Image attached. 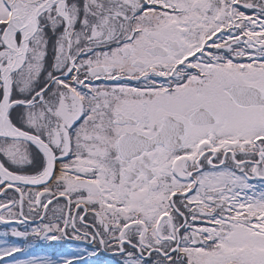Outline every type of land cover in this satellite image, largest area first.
I'll use <instances>...</instances> for the list:
<instances>
[{
  "label": "snow or ice",
  "instance_id": "obj_1",
  "mask_svg": "<svg viewBox=\"0 0 264 264\" xmlns=\"http://www.w3.org/2000/svg\"><path fill=\"white\" fill-rule=\"evenodd\" d=\"M0 197V264H264V0H0Z\"/></svg>",
  "mask_w": 264,
  "mask_h": 264
},
{
  "label": "rangeland",
  "instance_id": "obj_2",
  "mask_svg": "<svg viewBox=\"0 0 264 264\" xmlns=\"http://www.w3.org/2000/svg\"><path fill=\"white\" fill-rule=\"evenodd\" d=\"M0 199H3V197H0ZM21 229L23 230V227L21 226ZM8 230L3 224H0V232ZM57 242V243H53ZM75 251H81L80 247L73 244H67L64 245L58 241H41L38 242V246L31 251V255H47V256H53V258L60 257L62 254L67 255L68 253H74ZM46 253V254H45ZM21 259H27V256H21L18 257ZM100 258V257H99ZM94 261L90 262V264H108V262L112 259L111 256H105L102 260H96V257H94ZM91 261L90 259H88Z\"/></svg>",
  "mask_w": 264,
  "mask_h": 264
},
{
  "label": "flooded vegetation",
  "instance_id": "obj_3",
  "mask_svg": "<svg viewBox=\"0 0 264 264\" xmlns=\"http://www.w3.org/2000/svg\"><path fill=\"white\" fill-rule=\"evenodd\" d=\"M58 242L64 245L73 244L79 246L81 251H75V254L79 256L82 261H84V264H90V262H93L95 260L94 257H96V260H100V259L102 260L105 256H111L109 253H100L97 256L89 255V253L93 251L94 246L86 240H75L72 238H64L62 240H59ZM53 243H57V242H53ZM63 255L64 254H62V256ZM88 259H90L91 261H89Z\"/></svg>",
  "mask_w": 264,
  "mask_h": 264
}]
</instances>
